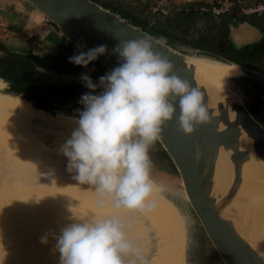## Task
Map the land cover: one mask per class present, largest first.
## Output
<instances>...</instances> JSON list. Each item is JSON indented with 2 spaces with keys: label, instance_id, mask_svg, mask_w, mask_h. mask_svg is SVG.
I'll return each instance as SVG.
<instances>
[{
  "label": "clouds",
  "instance_id": "clouds-1",
  "mask_svg": "<svg viewBox=\"0 0 264 264\" xmlns=\"http://www.w3.org/2000/svg\"><path fill=\"white\" fill-rule=\"evenodd\" d=\"M153 38L120 41L114 48L122 63L99 77L103 91L86 93L77 127L62 147L67 168L75 170L79 185L93 187L98 206L111 202L116 209L143 212L155 205L146 202L154 190L150 178L149 149L160 139L163 128L176 117L178 129L191 134L195 127L213 119L200 89L174 72L167 56L154 52ZM164 44L163 37L159 41ZM100 45L69 58L87 64L106 52ZM85 86L97 87L87 75ZM61 230L56 249L59 264H149L125 232L120 216L78 219ZM47 242L46 237L41 238ZM6 256L0 257L4 264Z\"/></svg>",
  "mask_w": 264,
  "mask_h": 264
},
{
  "label": "water",
  "instance_id": "water-1",
  "mask_svg": "<svg viewBox=\"0 0 264 264\" xmlns=\"http://www.w3.org/2000/svg\"><path fill=\"white\" fill-rule=\"evenodd\" d=\"M24 1L47 16L85 50L89 51L97 46L106 45V52L97 56L94 66L96 63L101 64L109 73L122 63L120 57L112 51L120 41L152 37V50L167 56L174 65L175 74L186 80L192 87L201 90L204 102L213 116L211 122L196 126L191 134H184L178 129L176 122L180 111L177 103L173 120L163 128L157 142L179 174L193 215L217 256L219 264H264V249L255 248L236 228L238 217L246 219L249 214L245 210H238L243 164L250 159L251 155L264 163V126L252 115L240 95V99L227 97L224 101L218 102L217 112H215L206 88L196 80L194 66L186 60L187 53L167 43L161 44L160 38L154 37L140 26L94 0ZM260 34L257 27L249 23H241L237 26L229 25L228 39L239 47L257 38ZM233 63L242 70V75L237 78H247L264 86V74ZM33 65L38 71L49 74L60 81H83L82 76L58 73L45 69L35 62ZM91 80L103 87L98 78H91ZM243 136L250 140L249 149L241 145ZM220 148L229 154L233 171L232 181L223 194L216 192L215 183L216 163ZM6 195L5 199H0V257H3L6 252L4 261L13 259L18 260L16 264H48L49 261L42 258L32 259L31 262L20 259L26 256L30 258L32 250L39 254H46L49 245L52 247L56 245L52 242L53 240H49L41 232L42 230L33 231L26 238L22 237L21 241L25 243L22 248H28L27 251H30L28 254L20 250L10 252L9 244L17 242L22 221L12 217L11 208L5 202L10 198V192ZM42 237L47 238L46 243H38L36 240H41ZM262 243L264 245V242ZM17 247L15 246L14 250H17ZM186 260L188 264H192L187 256ZM193 264L201 263L194 260Z\"/></svg>",
  "mask_w": 264,
  "mask_h": 264
},
{
  "label": "bare ground",
  "instance_id": "bare-ground-1",
  "mask_svg": "<svg viewBox=\"0 0 264 264\" xmlns=\"http://www.w3.org/2000/svg\"><path fill=\"white\" fill-rule=\"evenodd\" d=\"M186 60L194 66L196 80L206 88L215 112H217V103L224 101L227 97L239 99L226 83L229 78L242 75V70L236 64L200 54H187ZM220 78L223 85L219 81ZM43 113V109L29 106L23 98L0 92V199H5L7 192H10V198L5 202L11 208L12 217L22 221L17 242L9 244L10 252L20 250L28 254L30 252L27 251L28 248H22L25 245L21 241L22 237L26 238L31 232H38V230H42L41 232L56 244L61 230L76 222L72 213L81 220L120 216L125 221L126 235L132 242L135 238H140L138 234L141 230L133 228L137 224L138 216L143 214L155 228L162 227L161 223L167 225L169 228L165 234L175 240L172 241L174 244L183 247L181 262L166 261V250L173 246H169L164 235L158 230L159 235L162 236L161 241H164L162 245L164 248L159 249L150 264H188L185 252L187 243L185 213L189 204L184 188H182L183 195L171 190H162L150 176L156 191L164 199L152 208L151 215L146 211L130 210L134 213L132 215L128 209L114 208L111 202L104 207L98 206L100 197L94 188L86 184L79 185L74 179L75 170L69 171L62 162L54 160L50 148L31 130L30 125L35 119L46 126L50 125L44 120ZM59 113L67 114L65 112L56 114ZM37 125L40 127V124ZM56 140L57 155L61 160H68L62 152V147L67 140L60 138ZM241 145L249 149L250 140L243 136ZM232 178L229 154L220 148L216 163V192L223 194ZM240 190L238 210H245L249 214L246 219L238 217L236 228L255 248L264 249L262 245L264 242V163L254 155H251L250 159L243 164ZM166 192L171 195L168 196ZM171 196L180 197L183 205L176 204ZM146 202L151 200L147 198ZM166 204L172 211L166 207ZM3 207L6 209L5 206ZM137 225L142 228L139 224ZM15 246H18L17 250H14ZM36 258L48 260V264H59V252L56 245L54 247L49 245L46 254H39L32 250L30 258L26 256L20 259L31 262ZM17 261L8 259L4 261V264H16Z\"/></svg>",
  "mask_w": 264,
  "mask_h": 264
},
{
  "label": "rangeland",
  "instance_id": "rangeland-1",
  "mask_svg": "<svg viewBox=\"0 0 264 264\" xmlns=\"http://www.w3.org/2000/svg\"><path fill=\"white\" fill-rule=\"evenodd\" d=\"M99 4H106L113 8H121L127 11L134 12L141 18H145L149 21V26L154 23H159L165 28L172 29L179 34L180 29L176 30L170 23H168L167 15L173 16L179 10H188V8H193L197 10L199 13V17H197V21L190 24L188 26V31L186 32V38L193 37L197 35L200 31H202L205 26L206 30L214 33L216 30L211 29V24L217 26L218 22L221 21L223 17H218L219 14L222 12H226L227 14H234L235 18L241 14L249 15L251 13H255V18H260V12L264 10V0H98ZM24 6L25 8H30L32 6L27 1L24 0H0V41L4 43L5 46H9L10 48L16 47H24L26 43H28L27 38L23 36V31L28 32L32 27V24L27 23V16L25 13L22 12L21 7ZM21 8V9H19ZM32 8V7H31ZM21 10V11H17ZM202 15V16H201ZM247 19V18H246ZM248 21V19L246 20ZM16 24L17 28H21L22 32L20 31H11L9 26L12 24ZM28 25V26H27ZM233 25V24H230ZM233 26H236L234 24ZM30 32V31H29ZM30 45V44H29ZM173 47V46H172ZM41 48V46H40ZM184 53L187 54H200L204 55L203 52L201 53L199 50L192 48L187 44H178L177 47H174ZM48 47L41 48L40 52H44ZM3 55L0 54V57ZM37 78L41 82L47 83H63L66 82L63 80H58L49 74H45L42 72H36ZM222 78L219 79L220 83L223 85ZM70 81V80H69ZM78 82L77 80H75ZM227 85L234 91L237 97L243 100V102L247 105L248 102H252L253 99L251 96V92L247 90H243L242 85H246L248 89L247 81L241 78H229L226 80ZM103 88V87H102ZM1 92L8 94V90L6 87L0 88ZM84 94L80 93L78 96H73L69 103L65 105L66 111L67 108L74 112L79 113V108H76L78 104H82L81 98ZM240 95V97H239ZM13 96V95H12ZM27 101V100H26ZM27 104L31 107L30 102L27 101ZM43 114L45 115V121H47L48 126L46 124H42L40 120H33L30 128L38 137L41 138L44 144H46L51 150V156L54 160L58 162H62V165L67 166L68 160L64 159L61 160L57 155V138L62 139V135H66L69 131L64 121H61L63 115L56 114L57 112H62L61 109H56L54 112H47L43 110ZM56 115H51V114ZM71 115V114H69ZM65 116L66 121L70 124V130L73 132L77 125V120L79 116ZM35 123V124H34ZM40 124V127L39 125ZM35 125V126H34ZM42 125V126H41ZM46 128V129H45ZM63 142V141H62ZM55 147V148H54ZM57 147V148H56ZM159 146L153 145L149 149V155L152 161V168L150 172V176L156 181L158 186L161 187L162 190H171L175 193L181 194L182 193V184L179 174L175 171L173 165L171 166V161L167 159L164 155L160 156L158 153ZM57 155V156H56ZM169 196L170 193L166 192ZM165 194V195H166ZM171 195V194H170ZM172 200L181 206L183 203L181 202V198L178 196H171ZM151 202L161 203L164 199L163 197L156 191L155 187L152 194L148 197ZM189 204V202H188ZM166 207L172 211L171 208L166 204ZM130 211V210H129ZM149 215L152 214V211L145 210ZM140 212V211H138ZM131 213V211H130ZM134 215V213H131ZM186 222H187V244H185V252L188 260L193 264V261H197V257L201 264H219V260L215 255L214 251L212 250L209 242L206 240V237L202 233L197 220L195 219L193 212L188 205V210L185 213ZM134 222V221H133ZM137 224L142 226L140 228L137 224L135 227L141 231H139L140 238L134 239L132 242L136 245L142 255L146 257L149 264L151 263L152 259L156 256L159 252V249L164 248L163 243L161 241L162 236L159 235L158 230L164 235L166 241H168L169 246H173V248H167L166 252V259L169 261L171 260V253L174 251L176 252L177 256H180L178 262H181V254L183 247H179L178 245L174 244L172 241H175L172 237L167 236L165 233L168 231L167 225L160 224L161 226L154 227L153 224L147 219V217L143 214H140L136 220ZM170 225V224H169ZM171 227V225H170ZM135 235V234H134ZM136 236V235H135ZM41 241V240H40ZM39 242V240H38ZM42 243V242H39ZM197 256V257H196Z\"/></svg>",
  "mask_w": 264,
  "mask_h": 264
},
{
  "label": "trees",
  "instance_id": "trees-1",
  "mask_svg": "<svg viewBox=\"0 0 264 264\" xmlns=\"http://www.w3.org/2000/svg\"><path fill=\"white\" fill-rule=\"evenodd\" d=\"M99 2L98 0H94ZM103 7L110 9L122 17L127 18L135 25L140 26L142 29L146 30L148 33L154 37L161 38L163 37L166 41L165 43L177 47L178 44H187L194 49L199 50L204 55L211 56L214 58L225 59L228 61H233L235 63L241 64L248 68L254 69L262 74H264V38L260 41L244 45L242 47L234 46L228 39L229 25L237 24L240 21H246L257 26L261 30H264V10L260 12V18H255V13H251L248 16L241 14L235 18L234 14H227L222 12L218 17H223L217 26L213 23L211 24V29H215L214 33L206 30L205 28L200 31L197 35L186 38V32L188 31V26L197 21L199 13L197 10H194L192 7L188 10H179L173 16H168V23H170L176 30L180 29L179 34L172 29L165 28L159 23H154L149 26V21L145 18H141L137 14L131 11H127L121 8H113L106 4L100 3ZM202 16V15H201ZM247 18V19H246ZM3 47V46H2ZM0 50L2 51L0 46ZM81 52H88L86 50L78 51L76 48H70V53L68 56H57L55 59H43L42 65L46 68L52 69L53 71H58L60 73H67L77 76L87 75L93 78H99L108 73L101 64L96 63V69L92 68L93 60L84 65H77L73 62H70L69 58L78 55ZM14 54V53H12ZM2 59L3 65L0 66V75L6 79L10 86L8 92L12 95L24 98V100L31 101L32 105L36 108H41L43 110H50L51 103L58 98L62 101H66L71 98L74 93L76 86H82L85 92L89 91L90 93H100L103 88L99 85L95 90L89 89L85 86L84 81H67L59 84H33V66L31 65L30 59L35 60L36 56H21L20 58L15 57L9 53L3 55ZM248 84L251 86V89L255 102L249 106L254 109L256 113H261L264 115V86L256 81L245 78ZM243 79V80H245ZM95 84V83H94ZM5 85L4 81L0 79V88H3ZM1 92V91H0ZM20 97V98H21ZM254 106V107H253ZM68 114H72L71 110L64 111ZM252 115L255 118H258V115ZM159 146L158 142L154 144ZM158 153L164 155L167 159L168 156L165 151L159 146ZM173 164H171L172 166Z\"/></svg>",
  "mask_w": 264,
  "mask_h": 264
},
{
  "label": "flooded vegetation",
  "instance_id": "flooded-vegetation-1",
  "mask_svg": "<svg viewBox=\"0 0 264 264\" xmlns=\"http://www.w3.org/2000/svg\"><path fill=\"white\" fill-rule=\"evenodd\" d=\"M19 7H21V6H19ZM21 8H22V12L23 13L26 12L25 15L28 17L27 18V20H28L27 23L28 24H32L31 28H33V29L29 30L30 32L29 31L28 32L23 31V34H24L23 36H25V38H27L28 43H26L24 47H19V46L16 47V46H14V48L12 49L9 46H5L4 43L2 41H0L1 49H3L2 51L0 50V54H2V55H6V53H9L11 55L15 54V57H17V58H20L21 56H32V55L36 56V58H34L35 60H31L30 59L31 65L33 66L32 69L34 70L33 71V75H32L33 79H32L31 82H33V84H35V85L59 84V83L41 82L39 80V78H37V76H36V72H38V70L35 68L33 63L35 62L38 65L44 67L42 65V62H43V59H45V58L46 59H48V58L49 59L50 58L51 59H55L57 56H65L66 57L70 53V48H76V50H78V51L85 50V49L83 47H81L77 42H75V40L73 38L69 37L65 32H63L60 28H58L56 24H54L47 16H45L43 13H41L35 7L30 6V8H25L26 10H23L24 6L21 7ZM21 8H19V9H21ZM17 11H21V10H17ZM241 23H249V24L253 25L252 23L244 20V21L238 22L236 24V26L238 24H241ZM15 25L16 24H13V22H12V24L9 26L10 30L11 31H20V32H22V29L21 28H17L18 26H15ZM253 26H255V25H253ZM255 27H257V26H255ZM258 29L260 30V33H261L260 36H258L257 38L256 37L253 38V40H251L250 42H248V43H246L244 45L256 43V42L260 41L262 38H264V30H261L260 28H258ZM233 45L236 46L235 44H233ZM40 46H41V48L48 47L49 49H46L42 53V52H40V49H41ZM239 47H242V46H239ZM12 53H14V54H12ZM2 57H4V56H2ZM2 59L3 58L0 57V66L3 65ZM94 64H95V62H93V64L91 66H92L93 69H96V66H94ZM44 68L48 69V70H52V69H49V68H46V67H44ZM56 72H58V71H56ZM58 73H60V72H58ZM90 78H93V77H90ZM0 79L2 81H4V83H5L4 87H6V89L8 90L9 86H10L9 82L6 79H4L1 75H0ZM241 79H245V78H241ZM245 81H246V79H245ZM247 84H248V82H247ZM250 87L251 86L249 84H248V89H247V86L245 84L242 85L243 90H247V91L251 92V96L250 97H252V99H253L252 102H248L247 103L248 107L251 106L256 100V99L254 100V95H253L251 89H249ZM102 91L103 90H101V92ZM8 93H10V92H8ZM80 93L86 94V93H90V92L89 91L85 92V90H83L82 86H76V88L74 89L73 96L74 95L78 96ZM100 93H92V94H100ZM71 98L67 99L65 102L60 100V99H58V98H55V100L51 103L52 107L47 112H54V110H56V109H61L62 112H64L63 109H65V105L67 103H69ZM28 102L31 103V101H28ZM31 105H32V103H31ZM76 108H79L78 111L80 113L84 109V105L83 104H78L76 106ZM69 109L67 108V110H69ZM254 109H256V108L254 107ZM254 109L251 108V111L253 112L254 115L255 114L258 115V118H256V119L264 126V115H261V113H259V114L256 113L255 111H253ZM71 113H72L71 115H73V116H79V113H77V112L74 113V112L71 111ZM67 114H61V115H63V118H64V119L61 118V121H64V124H65L66 128L69 130L66 135H63V137H62L63 140H68L71 137V134H72V131L70 130V127L68 125L70 123L68 121H66V119H65V116H67ZM153 203H154V205L157 204L156 202H153ZM149 211H152V209L149 210ZM179 259H180V256L178 257L176 252L174 253V251H172L171 260L170 261H173V260L179 261ZM166 261L169 262L168 259H166ZM168 262H165V263H168ZM196 262L199 263L198 257H197V261Z\"/></svg>",
  "mask_w": 264,
  "mask_h": 264
}]
</instances>
